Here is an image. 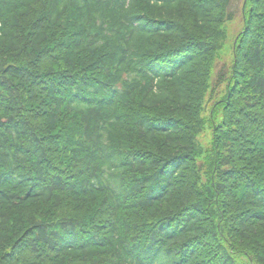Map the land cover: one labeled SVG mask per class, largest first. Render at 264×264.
Here are the masks:
<instances>
[{
	"label": "trees",
	"instance_id": "1",
	"mask_svg": "<svg viewBox=\"0 0 264 264\" xmlns=\"http://www.w3.org/2000/svg\"><path fill=\"white\" fill-rule=\"evenodd\" d=\"M232 5L0 0V264H264V0Z\"/></svg>",
	"mask_w": 264,
	"mask_h": 264
},
{
	"label": "rangeland",
	"instance_id": "2",
	"mask_svg": "<svg viewBox=\"0 0 264 264\" xmlns=\"http://www.w3.org/2000/svg\"><path fill=\"white\" fill-rule=\"evenodd\" d=\"M246 0H233V5L232 8L234 11H236V7L240 5L241 7V11L242 8L245 4ZM238 3V4H237ZM243 27V22H242V17H241V13L239 12V14L237 16H235V19L229 21L227 29H228V38L225 41V46L220 50L219 52V57L216 61V63L218 62V66L216 65V67L218 68L219 66H221V64H225L227 67V73L226 76H228L230 73V65L232 64V61L234 59V55H233V41L235 39L236 36V32L239 31L240 29H242ZM217 68L215 69V72L217 70ZM215 74V73H214ZM205 108H204V115L208 116L210 114L209 112V105L211 101H208V94L205 97ZM218 121H220V117L217 118ZM208 124H210V121H208ZM206 133H203V135L201 136V142L206 145L207 142H209L210 138V130L205 131Z\"/></svg>",
	"mask_w": 264,
	"mask_h": 264
}]
</instances>
